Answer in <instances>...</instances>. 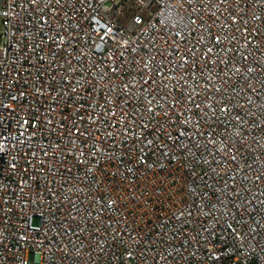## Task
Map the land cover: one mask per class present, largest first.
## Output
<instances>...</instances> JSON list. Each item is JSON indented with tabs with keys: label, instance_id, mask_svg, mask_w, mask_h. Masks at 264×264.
Segmentation results:
<instances>
[{
	"label": "built area",
	"instance_id": "obj_1",
	"mask_svg": "<svg viewBox=\"0 0 264 264\" xmlns=\"http://www.w3.org/2000/svg\"><path fill=\"white\" fill-rule=\"evenodd\" d=\"M0 264H264V0H0Z\"/></svg>",
	"mask_w": 264,
	"mask_h": 264
},
{
	"label": "rangeland",
	"instance_id": "obj_2",
	"mask_svg": "<svg viewBox=\"0 0 264 264\" xmlns=\"http://www.w3.org/2000/svg\"><path fill=\"white\" fill-rule=\"evenodd\" d=\"M34 224H37V221L36 220H34Z\"/></svg>",
	"mask_w": 264,
	"mask_h": 264
}]
</instances>
